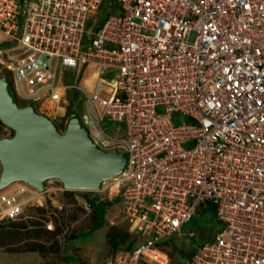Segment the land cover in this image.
I'll list each match as a JSON object with an SVG mask.
<instances>
[{
  "label": "built area",
  "instance_id": "built-area-1",
  "mask_svg": "<svg viewBox=\"0 0 264 264\" xmlns=\"http://www.w3.org/2000/svg\"><path fill=\"white\" fill-rule=\"evenodd\" d=\"M0 33L17 92L77 94L94 142L128 158L92 191L115 186L141 240L101 264H171L208 206L217 229L185 263L264 264V0H0ZM48 190L0 188V221Z\"/></svg>",
  "mask_w": 264,
  "mask_h": 264
},
{
  "label": "rangeland",
  "instance_id": "rangeland-1",
  "mask_svg": "<svg viewBox=\"0 0 264 264\" xmlns=\"http://www.w3.org/2000/svg\"><path fill=\"white\" fill-rule=\"evenodd\" d=\"M100 11L104 16L109 12V7L104 4ZM4 43L6 39L0 33V60L3 58L1 52L5 49ZM81 72L82 69H72L66 77L67 81L81 82L84 76V72ZM0 75L8 77L12 83L11 74L1 64ZM13 89L21 106L34 105L39 112L52 118L61 131L66 130L72 113H83V100L78 105L77 94L72 96V92L65 100L53 102L48 97H44L45 100H31L17 92L14 86ZM174 121L181 120L175 115ZM13 135L11 127L0 123V139ZM184 146L191 147L192 143L186 142ZM0 169L1 175V162ZM46 186L49 190L40 200L41 203L31 205L17 219L0 221V264H101L119 248L126 244L134 246L141 240L137 229L124 219V205L121 199L116 198L115 186L112 191L105 192L63 188L64 184L58 178L48 180ZM90 199L97 203H109L103 225L95 231L93 227L97 217L88 203ZM217 225L195 218L185 225L174 241L190 250L208 241L210 232L213 233ZM127 234L129 237L123 242L121 237ZM167 250L172 257L171 264H186V260L180 259V255L170 246Z\"/></svg>",
  "mask_w": 264,
  "mask_h": 264
},
{
  "label": "water",
  "instance_id": "water-1",
  "mask_svg": "<svg viewBox=\"0 0 264 264\" xmlns=\"http://www.w3.org/2000/svg\"><path fill=\"white\" fill-rule=\"evenodd\" d=\"M0 120L14 130L13 136L0 139V188L25 181L44 191L48 180L58 178L71 189L98 190L125 169L126 154L99 147L77 112L61 131L34 105L21 106L11 81L2 75Z\"/></svg>",
  "mask_w": 264,
  "mask_h": 264
},
{
  "label": "trees",
  "instance_id": "trees-1",
  "mask_svg": "<svg viewBox=\"0 0 264 264\" xmlns=\"http://www.w3.org/2000/svg\"><path fill=\"white\" fill-rule=\"evenodd\" d=\"M9 43L6 42L3 44V46H8ZM81 104V100L78 102V105ZM187 121H191L190 118H187ZM0 123L2 125H5L4 123H2V121L0 120ZM91 204V207L94 209V212L96 214V217H97V221L93 227V231H95L97 228H99L100 226L103 225V219H104V215L105 213L107 212V207H108V204L109 203H103V202H95L93 200H89V202ZM215 211L213 210V208H211L210 206H208L207 208L204 209L201 217H198L196 219H203L205 220V222L208 221L209 222H212V220L214 219V216H215ZM195 219V218H194ZM193 220V219H192ZM191 220V221H192ZM215 221V220H213ZM215 224H218L217 222H213ZM211 224V223H210ZM209 224V225H210ZM212 225V224H211ZM218 226V225H217ZM212 230V229H211ZM210 234H212V232H210ZM211 235H209V238H210ZM127 237H129V234H127V236H123L121 237V240L123 242L126 241ZM208 238V239H209ZM124 245V244H123ZM122 245V246H123ZM125 246H127V248H132V244L129 246L126 244ZM171 247V250H175V252H177L179 255H180V259L183 258L184 260H188L196 251V247H193L191 248L190 250H186L184 249L180 244H177L175 241L172 240L171 244L169 245ZM170 253V252H169ZM171 255V254H170Z\"/></svg>",
  "mask_w": 264,
  "mask_h": 264
}]
</instances>
